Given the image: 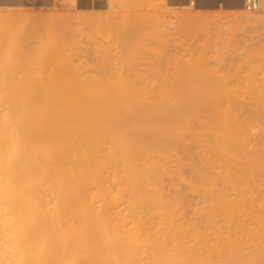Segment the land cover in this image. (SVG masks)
Returning a JSON list of instances; mask_svg holds the SVG:
<instances>
[{"label": "bare ground", "instance_id": "obj_1", "mask_svg": "<svg viewBox=\"0 0 264 264\" xmlns=\"http://www.w3.org/2000/svg\"><path fill=\"white\" fill-rule=\"evenodd\" d=\"M9 1L12 2V0ZM27 1L30 2L29 0ZM113 1L110 0V2H112L113 4L114 3L117 4L118 0L114 2ZM123 1L124 3L126 2V5H123L124 3L122 4L123 6H125L124 8L129 9L130 5H127L129 4L127 3V1L129 0L126 1L120 0L121 3ZM208 1L210 3V0ZM246 1L247 0L229 1L230 2L229 4L233 5L232 6L233 8L240 10V13L238 12V14H236L237 11L235 13L233 12L235 19L233 18L232 13L229 12L231 13L232 20L234 19V21L235 20L239 21L241 23V27L247 26L252 29L261 26V28H264L263 27L264 0H261L262 1L261 7L258 9V10L261 9L260 12H258V10L257 12H249L246 9ZM6 2H8V0H6ZM11 2L9 4H11ZM15 2H17V0ZM18 2L16 4L21 5V3ZM46 2H50V1L47 0ZM72 2H74V0H72ZM110 2L108 3L109 6L111 7L112 4H110ZM130 2L132 3V0ZM162 2L165 1L162 0ZM218 2H220V0H218ZM101 3L99 6L103 4ZM133 3L131 6L134 7L137 5V4L133 5ZM136 3H138V1ZM42 4L45 3L42 2ZM120 4L113 5V8L115 9V6H118ZM143 5L141 4V8H143ZM199 5L197 7H199ZM230 5L228 6L230 7ZM90 6H89V10H91ZM97 7L98 6L96 5L95 7L96 11H98L100 8ZM102 7L103 5L101 6V8ZM183 7L184 6H182V8ZM186 7H190V5L189 6L186 5ZM18 8L20 7L18 6ZM113 8L111 11H115ZM103 9H101V11ZM135 9H137V7ZM89 10L88 13H85L88 14V16L90 14L92 15V10L91 13L89 12ZM182 10L180 12L181 18L179 16L178 19L180 20L183 19L181 21L182 24H184V22H189L188 26L190 25V22L193 24V22L195 21L196 24H194V26L195 25L198 26L196 28V31L199 27L200 28L203 27V26H199L198 23L199 19H200L199 20L200 25L201 24L204 25L205 21L207 24L208 21L210 22L212 20V19L209 20V18H207L208 16L205 18V16H203L204 13L202 14V12L201 14L197 13L198 10L195 11L196 13H194L193 10L196 9H193L191 11L193 13L191 14L190 13L187 14L185 11V15L182 16L181 14H184L182 13ZM205 10L206 9H204V11ZM96 11L93 10L94 18L99 12L98 11L96 13ZM177 11L178 10L176 9V12L175 11L173 12L177 13ZM80 12L81 11H79L78 15H82V16L85 15V14H81ZM94 12L96 13V15L94 14ZM27 13L23 12L24 16ZM63 14L69 15V13H63ZM74 14L75 13H73L72 16ZM100 14L102 15L103 12L99 13V15ZM178 14L177 16H174V18L178 17ZM4 15L7 16L6 13L3 14V16ZM75 15L77 16V14ZM99 15H97L96 17L101 18L103 20L104 17L103 18L99 17ZM116 15L114 16L115 20L117 17ZM222 15H224V13ZM136 16H134V18H136ZM144 16L150 18L149 14H145ZM224 16L226 17V14ZM227 16L230 18V15ZM15 17L16 16H14L13 19H15ZM203 17L204 19L202 20ZM68 18L70 19V17ZM143 18L141 19L143 20ZM31 19L35 20L34 16ZM90 19H92V17ZM111 19L114 20V18ZM81 20L82 19H80L79 21ZM96 20L102 21L100 19H95V23L94 22L93 23L96 26L98 25V27L95 26L96 27L95 31L97 28L101 27V25H104V20H103V24L98 23L99 21L97 22L98 24H96ZM169 20L173 22L174 19L173 20L169 19ZM148 21L150 23V20ZM220 21L221 20L217 22ZM64 22L65 23H63L62 21L61 23L65 25L64 27H67L69 21L67 22V20H64ZM158 22L159 21H157V23ZM226 22L228 24L229 22H231V25L230 26L227 25V28L228 26L229 27L234 26L233 21L227 20ZM20 23L22 22L20 21ZM121 23H123V20L121 22L120 19V24ZM137 23L139 24V22ZM92 24H89V27L90 26L93 27L92 30L90 31L88 30L89 33L94 31V26ZM224 24L220 25L222 26L220 28L219 25L217 26V28L215 26V28L218 29L217 34L219 33L218 34L219 40H221L222 39L221 37L225 35L224 33H227L226 31L228 32L233 31L232 29L235 28L234 26L230 30H227V28L225 27L226 25ZM70 25H68V27L72 28V26ZM84 25L86 24H83V26ZM154 25L156 27L155 29H157V25L156 24ZM179 25L181 24H178V26ZM211 25L214 24H210L208 25V27H210ZM24 26H26V23ZM31 26L34 25L32 24ZM80 26H82V23L80 24ZM83 26L80 29L81 30L80 33H82ZM110 26L113 27L114 25H110ZM148 26H151L152 28V24H149ZM184 26H186V24H184L183 27ZM19 27L21 28V26ZM124 27L125 29L129 28L126 29L127 34L129 35H127L125 31H124L125 33L123 32L124 35L123 33L121 35L120 32L117 33H119L118 35L122 36L123 38L126 35V38L124 39L127 40L126 42L127 45H130L131 47H129L130 49L127 47H121L123 49L120 51L124 53L126 48L127 53L130 52L132 53L131 50L132 46L136 43L133 46L134 48L133 53L135 54L133 53L127 54L126 52L124 53V55L121 54L122 57H124L127 54V56L125 57L130 58L131 60L125 57L124 58L126 59V61L127 60L131 61L132 64V62L135 63L134 61H136L137 59V57L135 59L136 53L138 52L137 54H141V56H143L142 51L144 52L145 50H142V48H140L141 51L139 52L138 50L140 49H138L137 47L136 48L137 51L135 52L136 50L135 46L136 45L140 46L138 45L139 43H141L140 37L138 38L137 35V38L139 39V42L137 43L136 41L137 39L135 38L136 35L134 37L133 36L134 32L130 30V28L133 29V27L127 25H125ZM160 27L163 26H159L158 29ZM208 27L207 26L205 27L204 25V27L201 30L203 31L205 30V28H207L206 29L207 31ZM60 28L62 29V27ZM147 28L149 29V27ZM171 28H174V26ZM186 28L188 29L187 26ZM200 28L198 29V32L200 31V34L198 35L199 38L201 35V38L203 39L204 37H202V35L206 36L207 34L206 33L202 34ZM119 29H120L119 31H121L122 29L121 26H119ZM114 30H117V28ZM136 30L138 33V29ZM153 30L151 31L155 33V31ZM179 30L180 29H178L177 32H180ZM209 30H214V26L213 29H209ZM239 30L240 28L238 29V31ZM34 31L35 33H37L36 31L38 30H32V33ZM71 31L69 32V34H67L66 36L67 38L69 37L72 38V36L74 37L76 35V34L74 35V33L77 32L78 30H76L74 33H72L74 29L72 32ZM159 31H161V28L159 29ZM101 32L102 31L100 30V33ZM38 33L40 34V31ZM70 33L72 35H70ZM80 33L78 34L80 35ZM92 33L94 34V32ZM97 33L95 34L97 35ZM169 33L171 34V32ZM65 34L66 33L64 32L63 35L61 36L65 37L64 36ZM101 34L103 36V34L105 33H101ZM144 34L145 33H143V35ZM215 34L216 33H214L213 37L212 36L211 37L216 40L215 36H217V34L216 35ZM90 35L89 37L94 36V35L91 36ZM179 35L180 34H178V36ZM183 35H184V31H183ZM191 35H193V31ZM40 36L38 37V35L36 34L37 37L36 40H42L41 42H43V40H45V36L44 39H40ZM81 36L83 37V34ZM81 36H77V37H80L81 39ZM148 36L150 35L148 34ZM157 36H160V34ZM171 36L172 35H170V38ZM36 37H34V35L33 37L31 36V38H36ZM101 37L100 40L102 39ZM104 37L105 38L109 37V34L108 36H104ZM122 37H119L121 43L119 41L118 44L120 43L121 45H123V43L126 41V40L124 41ZM133 37L135 38V41L132 39ZM94 38L92 39L95 40ZM150 38L153 37L150 36ZM154 38H156V36H154ZM173 38H174V34H173ZM199 38H195V40L197 41V39L199 40ZM80 39L79 42H81L82 40L84 41L86 40L85 37L84 39L82 38V40ZM106 39L107 41L109 40L108 38ZM147 39H144L143 45L145 44L146 42L145 40ZM71 40L74 39L72 38ZM71 40L68 39V41ZM207 40L211 42V38H208ZM32 41L34 40L32 39ZM74 41H75L74 48H77V51H79V49H81L82 47L78 46V44H77L78 47H75L76 43L78 42H76V40ZM86 41L84 43H86L87 45L88 44L87 42L90 40H88L87 42ZM102 41L103 40H101V42ZM104 41L107 42L105 39ZM129 41L130 42L133 41L134 44L132 43L131 45ZM178 41L179 40H177V42ZM196 41L195 43H198L201 40L198 42ZM203 41L204 39L201 42ZM28 42L27 44H25V46L30 44V42L29 43ZM39 42L40 41H36V45L38 47H39ZM91 42H90V46H91ZM95 42L97 43L96 40ZM105 42H103V44ZM108 42L106 43V45L108 46V44H110L109 45L110 50L107 48V46H106V50L107 52L109 51L110 53H112L111 51L113 44L111 43L113 42H110V40ZM152 42L155 43V40ZM152 42L151 44H153ZM170 42H173L174 44L177 43L172 40H170ZM182 42L185 41L182 40ZM212 42L214 43L216 41L212 40ZM219 42L220 41H218V43ZM185 43H182V45L186 49L187 45H185ZM98 44L100 45V41ZM229 44L226 46H229ZM9 45L11 46L12 44ZM143 45L142 47L144 49L145 45L144 46ZM157 45L159 46V44H156V46ZM194 45L193 44L191 45V47L194 46L193 48H191L193 50L197 46L196 44ZM211 45L213 46V44ZM43 46L44 45H42L41 48ZM156 46H154L155 52L154 50L151 51L147 50L146 48H148V46L147 47L145 46L146 47L145 49L147 50L146 53L148 55L150 54L151 56H153L155 53H157ZM212 46L210 47L213 48ZM100 47L103 50L102 44L100 45ZM118 47L120 48V46ZM163 47L164 45L161 47V49H164ZM175 47L171 46L170 48H168L169 49L168 51L175 50ZM210 47L206 49H209ZM214 47L216 53L218 54L220 53L219 57L224 54V50L223 51L221 50V43L219 45H215ZM90 48H85V49L87 50ZM115 48L118 50L117 47ZM9 49L10 52L8 50V47L5 48L6 52H9L7 53L8 56H5L4 53L3 55L2 54L0 55L2 57L5 56V58L9 57L8 59L10 61L11 59L14 60L13 61L14 64L15 59L17 58L19 59V57H17L15 49H11L10 47ZM85 49H81V51L82 50L85 51ZM93 49L94 48L92 47V50ZM116 49L115 51H117ZM176 49H178V47ZM188 49L189 51L191 50L190 48ZM247 49H249V47H247ZM2 50H0V52ZM28 50H30V48ZM41 50L42 49H40V51L37 52H41ZM106 50H104V54L107 53ZM180 50L182 52L183 49ZM193 50L192 52L193 54H195L194 57L198 56L199 53H201V52L199 53L197 52L196 54L195 52L199 50V47L197 50L196 49L194 51ZM11 51H13L12 56L10 54ZM152 51L154 52V54L151 53ZM172 51L165 53V55L167 56L166 57L167 61H165L166 66L161 65L162 59L161 60L159 59L162 57V55L164 56V53L162 51L161 52L163 54L162 53L159 54L160 53L159 52L158 56H156L158 59L155 58L156 54L154 55V57H152L155 58L154 59L155 65L158 64L159 60L161 61L159 62L160 65L159 64H158L159 66L157 65L158 73L160 66H163L164 68L163 70L166 71L165 67H167V63L169 64L168 59L172 56L173 53ZM183 51H184L183 56H185L186 54L185 50ZM221 51L223 52V54L221 53ZM88 52L86 51V54H88ZM94 52H93V56L96 53ZM20 54H22V52H20ZM24 54L25 53H23V55ZM44 54L42 55L43 57L45 56ZM57 54L59 55V53ZM96 54L95 56L98 58L99 54L98 53ZM113 54H115V52L112 53L111 55L112 59H114ZM31 55L33 56L34 54ZM31 55L27 57L29 58ZM38 55L40 56V53ZM10 56L13 58H15L16 56V58L13 59ZM35 56L36 55H34V57ZM83 56L85 55L82 54L81 56L80 54H78V57H73V58L75 59L79 57L82 58ZM86 56L88 59L91 55H89V57L88 55ZM116 56L118 57L119 55ZM173 56L175 58L173 60L179 58V57H175L177 55L173 54ZM249 56L250 55L248 54V57ZM253 56H255V54ZM144 57L148 59L147 56ZM45 58H43L45 60L42 59L43 61L41 62V60L40 59L38 60L37 57L38 63L41 62L40 65H38L37 61L35 60L36 65L38 67L40 66L38 70H34L32 65L30 66L31 68L29 66L26 67L27 64L25 63V65H23L22 64L23 62L20 61V63L22 64L21 66L25 67L26 68L25 70L28 69L30 71L29 73H24L23 76L21 75L22 77L20 79L19 84L17 85L14 84L17 83L18 81L14 79V77L17 76L16 75L17 69L16 71L14 70L16 68L15 66L17 67L19 66V63L17 65L16 63L17 61H16L15 62L16 64H14L15 66L11 65V68L14 69L10 68L11 71L10 73H8V75H12V74L13 75L9 79L8 75H7L8 78H5L6 73L8 72L5 71L8 64L5 65L6 62L3 61L6 59L2 58L1 60L3 61L0 60L1 64L5 65L2 66V69L6 72L4 73L3 71L4 73L3 78H2V73L0 75V264H264V107H263L264 104H262L264 102V101L262 102V100H264V97L260 94L261 99L262 97L263 99L262 100H260V98L257 99L258 101L259 100L261 101L258 102V104L260 103L262 105L261 106L259 104L261 106L260 109L259 107H254L256 105V104L254 105V103H256L257 101L253 102L252 97H254V93L258 92L256 91V89H255L256 92H254L253 91L254 89H252L253 93L252 92L250 93L249 91H251V89H249L248 87L246 88L245 82L242 83L245 84L244 88L248 90V91L246 89H245L246 91L242 90L241 92L242 95L244 94L245 97L246 96L248 97V94L250 93L252 97H250L251 95L249 94L248 100L252 98L251 101L253 104L251 103V101H248L246 99L247 97L245 98L243 96L246 99V101L249 102V104L247 105L250 106H247L245 102H240L238 106L237 102L241 98L238 97V99H235L237 98V95L239 96V94L237 92L236 95L235 93L236 89L234 85H233L234 86L233 91L236 96L233 95V93H232V97H230L231 95H229V92H231L229 90L230 89L232 90V88H229L232 85V81L230 83L231 79L228 80L229 76L228 75L225 76V74H228V71L226 73L225 70H223V67H221L222 70L224 71V74H220V75H223L224 78L225 77L227 78V79L225 78L224 80L222 76H219L222 77L221 78L222 80H224L222 82L216 80L217 77L216 78L214 76L211 77L212 75H215V73L213 74V70L211 72L210 71L211 68L209 69V67L214 68L215 65L208 67L209 64L208 62H211L212 59L211 61H208L206 63L204 62L205 61L204 59V61L202 62L205 63L207 66L206 65L203 66L204 64H202L200 67V69L202 67H203L202 69L206 67L207 71L209 69V72L211 74L209 73L208 75L210 76L207 75L208 72L205 70L203 71L201 69L202 71L200 70H198L199 72L197 71L198 67L202 63L201 61L199 66L198 65L193 66L195 68L197 67L196 69L194 68L193 69L196 70V72L201 73L200 75L201 77H203V78L200 77L201 79L199 78L200 82L198 86L200 87V83H202V81L203 83L206 82L204 83L206 86L209 85L208 87L203 89L205 85L203 86L202 85L203 83L201 84L202 87L200 88H202L201 90H204L205 92L203 91L198 92L196 86H193L195 88L191 87V85H193L192 83H194L195 81H197L198 83L199 80H196L197 74L194 78L195 80L192 78L194 82L193 81L191 82L190 81L191 79H188L191 77V76L189 77L188 75L190 73V69L192 66L189 64L190 63L188 61L189 57L188 59H186L187 61L185 62H189L186 65V66L189 65L188 66L189 72L188 69H186L188 75L187 73L185 74L186 76L181 75L183 79L180 76H179L180 78L178 79L175 77L177 80L181 79V82L183 83L187 79L186 87L184 85L185 83L184 84L181 83L183 86L180 83H178L181 86V92H180L179 91L180 89L177 85L175 86H177L178 91L170 87L169 89H173L174 91L173 90L167 91L165 86L168 85L172 87V84L171 85L168 84L169 79L166 80L164 78L165 74L168 73V72L165 73V71L163 72L164 77H161L164 79V81L163 79L160 78L161 75L159 76L158 73L156 74L159 76L160 80H162L161 82H163L162 83L163 85L165 82H167L164 85L166 91L165 90L156 91L155 88L154 90L152 89L145 90L146 88H148L146 87L147 83L146 84L144 83L145 84L144 90L140 89L139 88L140 85H136V84L137 83L139 84L138 81L141 80L142 81L140 83L142 84L145 76H143L142 78L140 77L139 80L138 77L139 72L137 73L132 71L134 70L132 68L136 67L137 71L138 69H142L143 64L147 62L148 64L150 63L147 60L145 63L141 61L142 65H140L141 64L139 63L140 61L137 60L139 64L135 63L136 66L134 64L131 65L129 61H127V64L131 66L130 68L126 67L127 66L126 63L124 64V69L125 68L130 69L132 72L131 71L130 72L127 71V72H129L132 76L134 73V76L138 78V81H136L137 83L135 84L137 86V89L135 88V85H133L135 89H131L132 84L135 83V81L132 80L133 83L126 84L125 81L127 83L131 82L127 80H131L132 77L129 73H127V75L125 73V75L129 77V79L125 80L126 78L123 75L124 74L123 69L120 70H122L121 72H123L121 74L123 75L122 79L124 78V80H122L121 83L117 81L118 82L117 84L116 81L113 82L115 79L113 80L111 77L113 83H110L111 85L108 83L107 85L105 83V79L103 80L101 79V77L99 78L98 76L99 74H97L98 70H95L97 68L95 69L93 68L94 64L93 66H87L88 65L87 61L90 58L84 63L82 62L84 61L83 58L82 61L80 60L81 61L80 64H82V66L86 62L87 65L85 64L82 67V70L85 69L86 71H84V73L83 72L79 73L77 72L79 71V69H81V65L78 64L79 62L76 63V66L78 64L79 69L77 67L73 69L74 67H72L71 64L73 62L74 63L77 62L78 59L72 61L70 60L71 58L69 59L68 57V64L72 61L69 64L70 67L63 66L61 68V71L63 72H59L60 74H58L59 68H57L59 66H56L55 68L52 66V69L54 68L56 70H49V67L51 66L50 64H52V62L49 60L48 55H46ZM99 58H102V56ZM107 58H106V62L108 61ZM141 58H139V60H142ZM181 58L183 59L184 57ZM213 58L215 59V57ZM8 59L7 61H9ZM125 59L123 60L122 58L123 60L122 64L126 62ZM170 59H169V61H171L170 65H172L174 61ZM216 60L213 61H215L218 64V67L219 65H222V62L219 64L218 63L219 60L218 61ZM66 61L67 60H63L62 63H66ZM91 61L90 63H92L94 60L92 62ZM155 61H157V63ZM179 61L180 60H178V62ZM178 62L175 61L176 65H174L175 64L174 63L173 66L176 67L175 69L178 68L182 69V66H180L181 62L180 63ZM224 63L226 62H223V64ZM47 64L49 66L48 70L53 71L50 77H48L50 72L45 69L47 68L46 67ZM97 64L99 66V63H96V65ZM152 64L153 63H151L150 65ZM232 64L231 66L228 67L229 72H230V67L232 69L230 74L232 73V71L233 72L236 71V69L232 67ZM245 64L248 63L246 62ZM137 65H140L141 68H139V66ZM86 67H89L90 69L88 68L86 69ZM147 67L150 68V66ZM225 67L227 66H224V69L227 70V68ZM253 67L254 66L250 67V69L246 68L248 73L250 70H254ZM146 69L147 68H145V70ZM168 69L169 67H167V71ZM173 69L174 67L171 68V70ZM215 69L218 68L216 67ZM45 70L47 72L42 74V72H44ZM100 70H102V68H100ZM219 70L221 71V72L219 71L220 73L223 72L221 69ZM37 71L39 72L37 73ZM102 71L104 72V70ZM178 71L184 74L185 69L174 70L173 72L176 73L177 75ZM76 72L79 74H76ZM85 72L89 73V74L87 73V75L89 76L91 75L90 78H88V76L86 77L83 76L84 74H86ZM173 72L171 73L174 74ZM192 72L195 74L194 71ZM203 72H205L206 74ZM256 72L258 71H256V66H255V73L253 71L255 76H257L256 74H258ZM262 72L264 71L262 70ZM135 73L137 74L135 75ZM140 73L141 75H145V73L143 74L142 72ZM160 73L163 74L162 72ZM193 73L192 75H194ZM45 74L48 76L46 77ZM92 74L93 75L97 74L96 76L99 78V81L102 84L99 83L98 78H95L96 76L92 77ZM200 75H198V77ZM205 76H208V78L206 79ZM240 76L241 79L244 78V76L242 78L241 74ZM91 77L94 79V82L91 83L92 85H96L98 83L97 85H101L104 87L102 88L101 86L96 85L93 86V88L91 89L90 88L87 89V85L88 87L90 86V81L88 79L91 80ZM136 77H134V79L137 80ZM11 78L14 81L13 80L11 81ZM71 78H73V80ZM83 78L86 79L84 80ZM168 78H170V76H168ZM204 78L206 79V81L204 80ZM7 80L9 83L7 82ZM66 80L69 82H66ZM74 80L76 81L73 82ZM87 80L88 83L86 82ZM160 80H158V82ZM172 80L170 78V81ZM226 80L229 81L230 85L228 84V82H226ZM246 80L244 78V81ZM259 80L261 81V79ZM119 81H121V79H119ZM151 81L153 82L152 79ZM188 81L191 82V84H188L189 83ZM212 81L213 84L211 83ZM216 81H217L216 83L217 86L219 84L220 85L222 84L221 86L219 85L218 88H221L222 86L226 88V89L224 87L221 88L223 92H221V89L219 91L217 86L216 87L214 86L216 85L214 83ZM70 82L72 83L70 86L71 87L75 86L76 88L75 87L69 88ZM254 82L251 81V83ZM82 83H85L86 88ZM103 83L107 85L106 86L107 88L105 87V85H103ZM114 83L116 87L118 85L117 88H114L115 86V85L113 86ZM151 83H149V85ZM224 83H227L225 84L227 86H225ZM124 84L129 86L131 85V88H126V86L123 87ZM187 84L190 87L187 86ZM263 84L262 85L260 84L261 87L263 86ZM82 85L83 88L81 87ZM111 86L113 87L111 88ZM253 86L255 87V85ZM122 87L123 89H120ZM187 87H189V90L186 89ZM210 87L212 89H210ZM214 87L218 89L217 90L218 92H216ZM138 88L140 90H138ZM209 89L210 91L211 90L212 91L208 92ZM224 91L225 92L227 91L228 93L227 92L225 93ZM243 91L246 93V95ZM257 94L259 95V93ZM226 95L228 96L227 100H226ZM260 95L257 96V98L260 97ZM228 98L229 99L231 98L232 101L230 100L228 102L229 100ZM225 100L227 102H225ZM233 101L236 104L232 103ZM240 101H243V98ZM243 103L245 104V106L243 105ZM247 107L248 108L252 107L255 110L251 108L252 111H250L251 109L249 108L248 110Z\"/></svg>", "mask_w": 264, "mask_h": 264}, {"label": "rangeland", "instance_id": "obj_2", "mask_svg": "<svg viewBox=\"0 0 264 264\" xmlns=\"http://www.w3.org/2000/svg\"><path fill=\"white\" fill-rule=\"evenodd\" d=\"M113 1V0H112ZM114 1H117V0H114ZM113 1V2H114ZM119 2H120V0H118ZM117 1V4H120L119 2ZM126 1V0H125ZM131 0H129V1H127V3H129V4H127V5H130V8H132V9H125L124 7L125 6H123V5H126V2L124 3V1L120 4V5H118V6H115V9L113 8V5H117V4H113L112 2H110V0H84V2L85 3H87L85 6H82V5H80V0H74V2H72V0H60V5L57 7H54V8H51V9H48L47 10V8L46 9H40V10H35V9H26V10H24L23 12L24 13H27L28 11V13L27 14H25V16H24V14H23V12H22V10H12V9H0L1 11H0V50H2V48H3V52L1 51L0 52V54H2L3 55V53H4V55L5 56H8V54L7 53H9L10 52V49H9V47L11 48V49H15V52H16V55H17V57H19V59L17 58V59H15L16 58V56H15V58H13V57H11L12 56V54H13V51H11V58H13V59H15V62L17 63V65H18V63H19V66L17 67V66H15L14 64H16L15 62H14V64H13V61L14 60H12L11 58V61L8 59L9 57H6L5 58V56H1L0 55V58L2 57L3 59H6V60H1V61H3V62H6V64L5 65H7V67H6V72L2 69V66H5V65H3V64H1V61H0V75H1V73H2V78H3V76H4V73H6V77L5 78H8L7 77V75H8V73H10V71H11V69H14V68H11V65H14L16 68H15V70L14 71H16V69H17V73H16V75L17 76H15L14 77V79H16V80H18L17 81V83H14L15 85H17V84H19V82H20V79H21V77L23 76V74L24 73H29V71L30 70H25L26 68L25 67H23V66H21L22 64L23 65H25V63L27 64L26 65V67L27 66H31L32 65V67L34 68V70H38V68L40 67H38L37 65H36V61H37V63H38V60L40 59L41 60V62L43 61V60H45L46 58H45V56L46 55H48L49 56V60L52 62V64H50L51 66L49 67L48 66V64H47V68H45L47 71H49V70H56V69H54L56 66H59V67H57V68H59V71H58V74H60L59 72H63V71H61V68L63 67V66H66V67H68L69 66V64L72 62V61H74V60H77V62H73V63H71L72 64V67H74L73 69H75L76 67L79 69V66H78V64H80V62L82 61V58L84 59V61H82L83 63L85 62V61H87L89 58V60L91 61L92 59L94 60H92L91 62L92 63H90V61L88 60L87 62H88V65L87 66H93V64H94V66H93V68L95 69V68H97V69H95V70H98L97 71V74H99L98 76H99V78L101 77V79H105V83L108 85V83L110 84V83H113V82H115L116 81V83L118 84V82H122V80H124V78L122 79V77H123V75L125 76V80H127V79H129V77H127L126 75H127V73H129L131 70L130 69H127V68H125L124 69V64L126 63L127 64V61H129V60H131L130 58H127V57H125V56H127V54H130L131 52H130V50H129V52L130 53H127L126 51V48H125V52L127 53L124 57L125 58H127V59H129V60H127L126 61V59L124 58V57H122V55H124V53L122 52V51H120V50H122L123 48H121V47H127V48H129V47H131L130 45H127V40L126 39H124V38H126V35H125V37L123 38L122 36H120V35H118L119 33H117V32H120L121 33V35H122V33L125 31L126 32V34H127V31H126V29H129V28H126L125 29V25H127V26H130V27H133V29L132 28H130V30L131 31H133L134 33H133V36L135 37V35H136V41H137V43L139 42V37H140V42L142 43H139L138 45H140V46H135V49L138 47V49H140V48H142V50H145L144 52L142 51V54H143V56H141V54H137L136 53V55H135V59H136V57H137V59H136V61H134L135 63H138V61H140L139 63H141L140 65H142V62L141 61H143V63H145L146 62V60L147 61H149L150 63L148 64V62L147 63H145V64H143L142 65V69H138V71H137V69H136V67L134 68L133 66L135 65L136 66V64L135 63H133L132 62V64H134L132 67V69H134V70H132V71H134V72H139V75H138V77H139V80H140V77L142 78L143 76H145L144 77V79H143V82H142V84L140 83L141 81H138V78L136 77V76H134V73H133V76L131 75V80H127V81H131V82H129V83H127L126 81H125V83L126 84H130V83H133V81H135V83H133L132 84V88H131V85L129 86V85H125L124 84V86L123 87H125L126 86V88H131V89H137V86L136 85H140L139 86V88L140 89H145V87H144V85L146 84V87H148V88H146L145 90H154V88H155V90L157 91H161V90H165V87H166V89H167V91H169V90H177L178 91V89H177V86L179 87V91L181 92V86L178 84V83H182V84H184L185 85V87H186V81H187V79H186V81H184V83L183 82H181V79H179V80H177L178 78H182L183 79V75L184 76H186L185 74L187 73V75H188V72H189V69H188V66H186L189 62V64L192 66L191 67V69H190V73H189V77L190 78H188V79H191L190 81L192 82H194V78H195V76H196V74H197V76H196V80H199V78L201 77V73H198L199 71L198 70H200V71H207L206 70V67H204V69H200V67H201V65L202 64H204L203 66H205L206 64V62H208V61H211V59H212V61L211 62H208L209 64H208V67L209 66H214L215 65V67L213 68V67H209V69H210V71L212 72V70H213V74L215 73V75H212L211 77H217V79L216 80H218L219 82H222V81H224L225 80V78H224V76L223 75H220V74H224V71L223 70H225V72L227 73V71H228V74H225V76L226 75H228L229 76V78H228V80L229 79H231L230 80V83H231V81H232V85H231V87H229V88H232V90L230 89L229 91H231V92H229V95H231L230 97H232V93H233V95H235V93H236V95H237V92H238V94H239V96L237 95V98H235V99H238V97L239 98H243V101H240L241 99H239L238 100V102H237V105L240 103V102H245V104L247 105V104H249V102H247L246 101V99L248 100V97H249V94L252 92V89H254L253 91L254 92H256V91H258L257 93H259V95L261 94L263 97H264V72H262V70L264 71V66H263V64H264V28H261V26H258L257 28H250V27H241V23L239 22V21H234V13L236 12V14H238V12L240 13V10L238 11L237 9H235V10H232V11H223V10H221V11H219V12H221V13H219V12H203V11H201V10H199V8L197 7V2H196V0H191L192 1V3H191V1L189 0H185V4H181L180 6H175V5H173V4H171V2H170V0H164L165 2H162V0H132V3H133V1H134V3H133V5H135V4H137L136 6H134L135 8L137 7V9H135L133 6H131L132 5V3L130 2ZM138 1V3H136ZM76 2V3H75ZM103 4H102V3ZM108 2H110V4H112L111 5V7L117 12V15H116V12L115 11H111L112 10V8L109 6V3ZM144 2V3H143ZM187 2V3H186ZM100 3L103 5V7L101 8V6H99L100 5ZM124 3V4H123ZM131 3V4H130ZM91 6H90V5ZM123 4V5H122ZM141 4L143 5V8H141ZM157 4V5H156ZM194 4V5H193ZM96 5L98 6L97 8H99V12L98 11H96ZM122 5V6H121ZM146 5V6H145ZM158 5H160V6H158ZM186 5L187 6H189L190 5V7H186ZM89 6H90V9L92 10V15L90 14L89 16H88V14H85V13H88V10H89ZM105 6V7H104ZM152 6V7H151ZM182 6H184L183 8H182ZM93 7V8H92ZM126 7H129V6H126ZM147 7V8H146ZM103 8H105V9H103ZM138 8H140V9H138ZM185 8H188V9H185ZM76 9V10H75ZM101 9H103L102 11H101ZM122 9V10H121ZM176 9L178 10L177 11V13H174L173 11H175L176 12ZM182 10V13H184V14H181L182 16L183 15H185V11H186V13L188 14V13H193V12H191L193 9H196V10H193L194 11V13H196L195 11H197V13H200L201 14V12H202V14L204 13V15L203 16H205V18L207 17V18H209V20H211L209 23L207 22V24H206V21H205V27L207 26L208 27V25H210V24H214V25H211L210 27H208V30L206 31V29L207 28H205V30H201L203 27H204V25L203 24H201L200 25V22H199V20H198V23H199V26H203L202 28H200V30H201V32H202V34L203 33H206L207 35L206 36H208V37H206V36H203L202 35V37H204L203 39H204V41L203 42H201L203 39L201 38V35H200V38H199V35L198 34H200V31L198 32V29H197V31H196V28L198 27V26H194V24H196V22L194 23L193 22V24L190 22V25L188 26V23L189 22H184V24H186V26L188 27V29L186 28V26H184L183 27V25L184 24H182V20L183 19H178L179 18V16H180V12H181V10ZM8 10V11H7ZM31 10V11H30ZM45 10V11H44ZM68 10H70V11H68ZM73 10V11H72ZM78 10V11H77ZM91 10H89V12L91 13ZM93 10L94 11H96V13L98 12V14L97 15H99V13H101V12H103V14H104V16H103V14L100 16L99 15V17H104V25H101V27H99V28H97L96 29V31H95V28L96 27H98V25L96 26V25H94V23H95V19H100V20H102L101 18H97L96 16V13L94 12V14L96 15L95 16V18L93 17L94 15H93ZM105 10V11H104ZM110 10V11H109ZM158 10V11H157ZM3 11V12H2ZM6 11V12H5ZM79 11H81L80 13L81 14H85V15H78L79 14ZM85 11V12H84ZM137 11V12H136ZM146 11V12H145ZM165 11V12H164ZM169 11H171V12H169ZM190 11V12H189ZM261 11V9L260 10H258V12H260ZM15 12V13H14ZM17 12V13H16ZM34 12V13H33ZM44 13V14H42V13ZM72 12V13H71ZM77 12V13H76ZM83 12V13H82ZM148 12V13H147ZM229 12H231L232 13V16H233V20H232V16H231V13H229ZM234 12V13H233ZM249 12H251V11H249ZM255 12H257V11H255ZM6 13V15L8 16H3V14H5ZM9 15H8V14ZM18 13H20V14H18ZM30 13V14H29ZM41 13V14H40ZM63 13H69V15L68 14H63ZM73 13H75V14H77V16L74 14L73 16H72V14ZM112 13H114V14H112ZM124 15H123V14ZM138 13V14H137ZM165 13V14H164ZM179 13V14H178ZM206 13V14H205ZM209 13V14H208ZM224 13V15L226 14V17L224 16V15H222ZM227 13H229V14H227ZM33 14V15H32ZM38 14V15H37ZM45 14H46V17H45ZM50 14V15H49ZM120 14H122V15H120ZM126 14V15H125ZM140 14V15H139ZM145 14H149V16H150V18L148 19L147 18V16H144ZM174 14V15H173ZM177 14H178V17H175L174 18V16H177ZM2 15V16H1ZM16 16L15 17V19H13L14 18V16ZM29 15V16H28ZM112 15H113V17H112ZM117 16L116 17V20H115V17L114 16ZM138 17H137V16ZM141 15H142V17H141ZM155 15H156V17H155ZM219 15V16H218ZM227 15H230V18L227 16ZM34 16V19L35 20H33V19H31L32 17ZM64 16H66V17H64ZM76 16V17H75ZM78 16H80V17H78ZM85 16V17H84ZM111 17V18H114V20L113 19H111V18H109V17ZM120 16V17H119ZM127 16H129V17H127ZM134 16H136V18H134ZM140 16V17H139ZM211 18H210V17ZM9 17H10V20H12V21H10L9 20ZM68 17H70V19L68 18ZM73 17V18H72ZM75 17V18H74ZM92 17V19H90ZM123 17H124V19H123ZM145 18V21L147 22H145L144 21V18ZM169 17V18H168ZM216 17H217V19H216ZM7 18V19H6ZM17 18V19H16ZM23 18V19H22ZM39 18V19H38ZM79 18V19H78ZM87 18V19H86ZM108 18H109V20H108ZM121 19V22H122V20H123V23H121L120 24V19ZM131 18V19H130ZM139 18V19H138ZM141 18H143V20L141 19ZM180 18H181V16H180ZM220 18V19H219ZM23 23H20V21ZM69 19V20H68ZM77 19V20H76ZM80 19H82L81 21H79ZM88 19H89V21H88ZM94 19V20H93ZM136 19H138V20H136ZM152 19V20H151ZM168 19V20H167ZM169 19H171V20H173V22L172 21H170ZM204 19V17L202 18V20ZM213 19H214V21H213ZM37 20H39V21H37ZM42 22H41V21ZM64 20H67V22H68V25H70V26H72V28H69L68 27V25H67V23H66V25H67V27L69 28H67V27H64L65 25L63 24V23H65L64 22ZM74 20V21H73ZM92 20V21H91ZM103 20L102 21H99V20H96V24H98V23H100V24H103ZM110 20H111V22H110ZM148 20H150V23H149V21ZM154 20V21H153ZM176 20V21H175ZM177 20H180V21H177ZM219 21V20H221L220 22H217V21ZM233 21L234 22V26H235V28H233L232 30L233 31H226L227 33H224L225 35H223V37H221L220 39L221 40H219L218 39V34H217V32H218V29H216L217 28V26L219 25V28L220 27H222V26H220V25H223L224 23V25H226L225 27L227 28V25H231V22H229V24L226 22V21ZM8 21V22H7ZM13 21H15V22H13ZM17 21V22H16ZM63 21V23H61ZM77 21V22H76ZM99 21V22H98ZM113 21H114V23H113ZM127 21H129V22H127ZM157 21H159L158 23H157ZM74 22V23H73ZM88 22V23H87ZM94 22V23H93ZM98 22V23H97ZM102 22V23H101ZM126 22H127V24H126ZM137 22H139V24L137 23V25H136V23ZM176 22H178V23H176ZM232 22V23H233ZM239 22V23H238ZM14 23V24H13ZM25 23H26V26H24L25 25ZM32 25H34V26H31L30 24ZM40 23H41V25H40ZM70 23V24H69ZM78 25H77V24ZM82 23V26H83V24H86V25H84L83 26V29L85 30H83L82 29V33H80L81 32V27L82 26H80V24ZM93 23V24H92ZM130 23V24H129ZM135 23V24H134ZM147 26V27H149V29L144 25V24ZM152 24V28H151V26H148L149 24ZM202 23V22H201ZM203 23H204V21H203ZM217 24V26H216V24ZM220 23V24H219ZM223 23V24H222ZM49 24V25H48ZM63 24V25H62ZM89 24H92L93 26H94V31H92V32H94V34L95 33H97V35L95 36L92 32H90L91 33V35H94V36H91L90 35V33H89V31L90 30H92L93 29V27L92 26H90L89 27ZM100 24H99V26H100ZM106 24H107V26H106ZM117 24H119V25H117ZM142 24H143V27H145V28H143L142 27ZM154 24H156L157 25V29H158V27L159 26H163V27H160L161 28V31H159V29H158V32H157V29H155L156 27H155V25ZM161 24V25H160ZM178 24H181V25H179L178 26ZM46 25V26H45ZM110 25H114L113 27L112 26H110ZM134 25V26H133ZM136 25V26H135ZM153 25H154V27H153ZM159 25V26H158ZM192 25V26H191ZM233 25V24H232ZM13 26H15V27H13ZM19 26H21V28L19 27ZM29 26V27H28ZM41 26V27H40ZM42 26H43V28H42ZM49 26V27H48ZM59 26V27H58ZM87 26H88V28H87ZM96 26V27H95ZM110 26V27H109ZM119 26H121V31H119L120 29H119ZM138 26V27H137ZM164 26H165V28H164ZM174 26V28H171V27H173ZM213 26H214V30H209V29H213ZM215 26H216V28H215ZM228 26V28H227V30H230L232 27H234V26H231V27H229ZM16 27H18V28H16ZM26 27V28H25ZM34 27H35V29H34ZM58 27V28H57ZM60 27H62V29L60 28ZM64 27V28H63ZM104 27V28H103ZM138 29V33H137V30L135 29ZM167 27V28H166ZM178 27V28H177ZM190 27V28H189ZM260 27V28H259ZM264 27V26H263ZM29 30H28V29ZM41 28H42V30H41ZM60 28V29H59ZM77 28V29H76ZM87 29V31H86V29ZM117 28V30H114V29H116ZM153 28H154V30H153ZM194 28H195V30H194ZM240 28V30L238 31V29ZM19 29H20V31H19ZM27 29V30H26ZM50 29V30H49ZM73 31V29H74V31L72 32L71 30ZM102 31L101 33H105V34H103V36H102V34L100 33V30ZM107 29H108V31H107ZM146 31H145V30ZM148 29V30H147ZM178 29H180L179 31L181 32H177V30ZM185 29V30H184ZM186 29H187V31H186ZM191 29V30H190ZM23 32H22V31ZM32 30H38V31H36L37 33H35V31L33 32V33H35V34H33L32 33ZM62 30L63 31V33L65 32L66 34L64 35L65 37H63V36H61V35H63V33H62V31L60 32V31ZM65 30V31H64ZM67 30H68V33H67ZM76 30H78L77 32H75ZM89 30V31H88ZM112 30H114V31H112ZM140 30H141V32H140ZM151 30H153V31H155V33L154 32H152ZM216 30V31H215ZM237 30V31H236ZM40 31V34H41V36H40V34L38 33ZM72 32V33H74V35L76 34L77 36H81L82 34H83V37L81 36V39H80V37H77L76 35L73 37L72 36V38L74 39V40H76V42H78V43H76V45H75V47H78V46H80V47H82L81 49H85V48H90V49H85V51H81V49H79V51H77V48H74V44H75V41L74 40H71L72 38H70L69 36V38H67L66 36H67V34H69V32ZM83 31H84V33H83ZM131 31H129V32H131ZM183 31H184V35H183ZM192 31H193V35H191L192 34ZM206 31V32H205ZM210 31H211V33H210ZM3 32V33H2ZM22 34H21V33ZM42 32H43V34H42ZM107 32H109V33H107ZM124 32V33H125ZM169 32H171V34L169 33ZM175 32V33H174ZM186 32V33H185ZM195 32V33H194ZM209 33V35H208V33ZM219 32H220V29H219ZM18 33H20V34H18ZM62 33V34H61ZM78 33H80V35L78 34ZM100 33V34H99ZM106 33H107V35H106ZM112 33H113V35H114V38H113V35H112ZM124 33H123V35H124ZM143 33H145L146 34V36H145V34L143 35ZM167 33V34H166ZM180 34L179 36H178V34ZM214 33H216L217 34V36H215V38H216V40L214 39V38H212L213 37V35H214ZM235 33V34H234ZM26 34H29V35H26ZM31 34V35H30ZM36 34L38 35V37L40 36V39H44V36H45V40H43V42H41L42 40H36L37 39V37H36ZM108 34H109V37H106V38H108L109 40H110V42H113V43H111V44H113V46H112V53H114L115 52V54H113L114 55V59H112V53H110L109 51L107 52V50H106V43L109 41H107V39L104 37V36H108ZM111 34V35H110ZM139 34H141V35H139ZM148 34L151 36V37H153V38H150V36H148ZM154 34V35H153ZM160 34V36H157V35H159ZM164 34V35H163ZM172 35L171 36V38H170V35ZM173 34H174V38H173ZM177 34V35H176ZM215 34V35H216ZM3 35V36H2ZM33 35H34V37H36V38H31V36L33 37ZM58 35V36H57ZM70 35H72L71 33H70ZM89 35L92 37V38H94V37H96V38H94L96 41H97V43L95 42V40H93L91 37H89ZM118 35V36H117ZM127 35H129V34H127ZM131 35V34H130ZM137 35H138V38H137ZM163 35V36H162ZM166 35V36H165ZM187 35V36H186ZM188 35H189V37H188ZM191 35V36H190ZM2 36V37H1ZM31 39V41H30V39L28 38V37ZM102 36V37H101ZM118 37V39H117V37ZM147 36H148V39H150V40H148L147 39ZM154 36H156V38H154ZM180 36H182V37H180ZM193 36V37H192ZM212 36V37H211ZM6 37V38H5ZM42 37V38H41ZM75 37H77V38H75ZM84 37H85V39L87 40H90V41H86L88 44L86 45V43H84L85 41L84 40H82V38L84 39ZM100 37L102 38L101 40H103L102 42H101V40H100ZM104 37V38H103ZM116 37V38H115ZM119 37H122L123 38V40L125 41L124 43H123V45H121L120 43H121V41L119 40ZM127 37H129V36H127ZM132 38L134 41H135V38ZM157 37H159V38H157ZM169 37V38H168ZM199 38V40L197 39V41L195 40V38ZM27 38H28V41L30 42V44H35L36 45V41H40L39 42V47L36 45H27V46H25V44H27ZM99 38V39H98ZM112 38V39H111ZM182 38V39H181ZM206 38V39H205ZM208 38H211V42L209 41V40H207ZM3 39H5V40H3ZM7 39V40H6ZM25 39V40H24ZM32 39L34 40V41H32ZM39 39V38H38ZM68 39L69 40H71V41H68ZM78 39V40H77ZM79 39L80 40H82L81 42H79ZM104 39L107 41V42H105L104 41ZM118 41H117V40ZM144 39H147V40H145L146 42H145V46L147 47L148 46V48H146L144 45H143V43H144ZM153 39V40H152ZM166 39V40H165ZM174 39V40H173ZM181 40L180 42L178 41L177 42V40ZM189 39V40H188ZM2 40V41H1ZM59 40V41H58ZM122 40V41H123ZM143 40V41H142ZM154 41L155 40V43L156 44H159V46H160V49H161V47L164 45V49H159V46L157 45L156 46V44L155 43H153L152 41ZM170 40H172V41H174V42H177V43H173V42H170ZM182 40H184L185 42H182ZM194 40V41H193ZM201 40V41H200ZM212 40H214V41H216L217 43H218V41H220L218 44L216 43V42H212ZM218 40V41H217ZM6 41V42H5ZM45 41V42H44ZM74 41V42H73ZM91 41H93V42H91ZM99 41H100V45L102 44V47H103V50H102V48L100 47V45L98 44L99 43ZM120 41V45L118 44V42ZM158 41H160V42H158ZM169 41V42H168ZM195 41L196 42H198V41H200V42H198V43H195ZM3 42V43H2ZM28 42V43H29ZM59 42H61V43H59ZM73 42V43H72ZM90 42H91V46H90ZM103 42H105L104 44H103ZM130 42V41H129ZM150 42V43H149ZM151 42L153 43V44H151ZM158 42V43H157ZM187 42H188V44H187ZM192 42V43H191ZM194 42V43H193ZM209 42V43H208ZM44 43V44H43ZM109 43V42H108ZM131 43V45H132V43H133V41L132 42H130ZM129 43V44H130ZM167 43V44H166ZM181 43V44H180ZM182 43H185V45H187V47H186V49L184 48V46L182 45ZM221 43V50L223 51L224 50V54H223V52L221 51V53L223 54V55H221L220 57H219V54L218 53H216V50H215V45H219ZM231 45H230V44ZM1 44H3V45H1ZM6 44V45H5ZM9 44H12L11 46L9 45ZM58 44H59V46H58ZM77 44H78V46H77ZM83 44H85V45H83ZM134 44V43H133ZM136 44V43H135ZM134 44V45H135ZM147 44V45H146ZM163 44V45H162ZM170 44V45H169ZM171 44H173V45H171ZM194 45V44H196L197 46L195 47V49L197 50L198 49V47H199V50L198 51H195L196 52V54H197V52L199 53V52H201V53H199V55L198 56H195L194 57V55L195 54H193V52H192V50L193 49H191V48H193V47H191V45ZM205 46H204V45ZM211 44H213V46L211 45ZM229 44V46H226V45H228ZM42 45H44L42 48H41V46ZM63 45V46H62ZM96 45V46H95ZM109 45L110 44H108V46H107V48L110 50V47H109ZM124 45H127V46H124ZM133 45V46H134ZM142 45L144 46V49H143V47H142ZM168 45V46H167ZM180 45H182V46H180ZM5 46V47H4ZM31 46V47H30ZM33 46V47H32ZM55 46V47H54ZM65 46V47H64ZM118 46H120V48L118 47ZM133 46H132V53H133ZM154 46H156V50H157V53H155L154 54V52H155V47ZM166 46V47H165ZM172 46V47H175V46H177L178 47V49H176L177 47H175V50H170V51H172L173 53H172V56L169 58L170 60H173V59H175L174 58V56H173V54L174 55H177V56H175V57H179V58H181V57H184L183 59H185V60H183L182 58L181 59H179V58H176V60H173L174 61V63H175V61L176 62H178V60H180L178 63H180L181 62V65L180 66H182V69H175L176 67L175 66H173V64L172 65H170V63H171V61H169V59H168V62H169V64L167 63V67H169V69H168V71H167V67H165V69H166V71L165 70H163L164 68H163V66H160V68H159V73H158V66L160 65L159 64V62H161V65H165L166 66V63H165V61H167V56L165 55V53H168V52H170V51H168L169 49L168 48H170V47ZM203 46V47H202ZM210 46H212L213 48H211ZM249 47V49H247V47ZM8 47V50H9V52H6V50H5V48H7ZM92 47L94 48L93 50H92ZM99 47V48H98ZM105 47V48H104ZM115 47H117L118 48V50L121 52H119ZM150 47V48H149ZM152 47V48H151ZM154 47V48H153ZM208 47H210L209 49H206V48H208ZM27 48V49H26ZM30 48V50H28ZM42 49L43 50V52H42V50H41V52H37V51H40V49ZM67 48V49H66ZM69 48V49H68ZM95 48H96V50H95ZM147 50H154V52L152 51L151 53H153L154 55H155V58L156 59H158L156 56H158V53L159 54H161L162 52L164 53V56L162 55V57H161V55H160V57L161 58H159L160 60H159V62H158V64H156L155 65V63H154V59L155 58H152V57H154V55L153 56H151L150 54L148 55L147 53H146V49ZM183 49V50H185V56H183L184 55V51L182 50V52H181V50L180 49ZM188 48H190L191 50L189 51V49ZM201 48H202V50H201ZM245 48V49H244ZM66 49V50H65ZM74 49H76V50H74ZM114 49V50H113ZM115 49L118 51H115ZM130 49V48H129ZM173 49V48H172ZM194 49V50H195ZM211 49H213V50H211ZM7 50V51H8ZM33 52H32V51ZM68 50V51H67ZM94 52V50H95V52L96 53H98L99 54V56H98V58L95 56V54H94V56H93V52ZM97 50H99V51H97ZM104 50H106V54H104ZM164 50V51H163ZM193 50V51H194ZM201 50V51H200ZM209 50V51H208ZM214 50H215V53H214ZM247 50V51H246ZM248 50H249V52H251V53H249L248 52ZM251 50H253V51H251ZM26 51H27V53H26ZM29 51H31V52H29ZM70 51H72V52H70ZM86 51L88 52V54H86ZM137 51V49L135 50V52ZM139 52L141 51V49L140 50H138ZM162 51V52H161ZM179 51V52H178ZM186 51H188V52H186ZM203 51V52H202ZM205 51V52H204ZM212 51V52H211ZM5 52H6V54H5ZM20 52H22V54H20ZM36 52V53H35ZM79 52V53H78ZM84 54L85 56H83L82 58H73V57H78V54H80L81 56H82V54ZM84 52V53H83ZM101 52V53H100ZM176 52V53H175ZM177 52H178V54H177ZM192 52V53H191ZM207 52V53H206ZM209 52V53H208ZM210 52H211V54H210ZM23 53H25L24 55H23ZM40 53V56L38 55V54ZM45 53V54H44ZM47 53V54H46ZM57 53H59V55L57 54ZM66 53V54H65ZM78 53V54H77ZM131 53V54H132ZM145 53V54H144ZM162 53V54H163ZM180 53V54H179ZM189 53H191V54H189ZM243 53H245V54H243ZM9 54V55H10ZM31 54H34V55H36L35 57H34V55L32 56ZM45 55L44 57L42 56V55ZM62 54V55H61ZM73 54H75V55H73ZM101 54V55H100ZM122 54V55H121ZM133 54H135V53H133ZM171 54V53H170ZM201 54V55H200ZM248 54L251 56V58H250V56L248 57ZM255 54V56H253ZM257 54V55H256ZM14 55H15V53H14ZM29 55H31L29 58L27 57V56H29ZM73 55V56H72ZM77 55V56H76ZM86 55H88V57H89V55H91L88 59H87V56ZM97 55V54H96ZM106 56V57H104V56ZM116 55H119L118 57L116 56ZM139 55V56H138ZM181 55V56H180ZM193 55V56H192ZM218 57V59H217V57ZM244 55V56H243ZM57 56V57H56ZM102 56V58H99V57H101ZM121 56V57H120ZM134 56V55H133ZM144 56H147L148 57V59L147 58H145ZM150 56V57H149ZM191 56V57H190ZM37 57H38V60H37ZM68 57H69V59L70 60H72L71 62H70V60H69V64H68ZM96 58L97 59V62H96V59H94V58ZM108 57V58H107ZM130 57V56H129ZM142 57V58H141ZM164 57V58H163ZM186 57V58H185ZM188 57H189V59H188ZM193 57H194V59H196V60H194L193 59ZM199 57H200V59H199ZM210 57V58H209ZM213 57H215V59L213 58ZM247 57V58H246ZM43 58H45V59H43ZM58 58V59H57ZM105 58V59H104ZM106 58H107V62H106ZM116 58H118V59H116ZM122 58H123V60L125 59V61L126 62H124L123 64H122ZM134 58V57H133ZM132 58V59H133ZM139 58H141L142 60H139ZM143 58H145V59H143ZM166 58V59H165ZM192 59V61H191V59ZM202 58V59H201ZM207 58V59H206ZM7 59L9 60V61H7ZM43 59V60H42ZM48 59V58H47ZM112 61H111V60ZM134 59V60H135ZM150 59H151V61H150ZM186 59H188V61L189 62H185V61H187ZM204 59H205V61H204ZM217 59V60H216ZM262 59V60H261ZM36 60V61H35ZM63 60H67L66 61V63H62V61ZM81 60V61H80ZM138 60V61H137ZM182 60V61H181ZM207 60V61H206ZM213 60H216V61H218V63L220 64L221 62H222V65H224V66H227V67H225V68H227V70L226 69H224V66H222V65H219V67H218V64L215 62V61H213ZM246 60V61H245ZM250 60V61H249ZM20 61L21 62H23L22 64L20 63ZM60 61V62H59ZM117 61H119V62H117V64H116V62ZM133 61V60H132ZM193 61H195V62H193ZM200 61L202 62V61H204L205 63H201L200 64ZM10 62H11V64H10ZM33 62H35V63H33ZM40 62V61H39ZM41 62L40 63H38V65H40L41 64ZM50 62V63H51ZM57 62V63H56ZM65 62V61H64ZM79 62V63H78ZM156 63H157V61H155ZM182 62H183V65H182ZM186 64H185V63ZM191 62H193V63H191ZM223 62H226V63H224L223 64ZM248 63L249 64V67H248V64H245V63ZM251 62V63H250ZM76 63H78L77 64V66H76ZM96 63H99V66H98V64L96 65ZM113 63V64H112ZM121 63V64H120ZM129 63L131 64V61H129ZM138 63V64H139ZM151 63H153L152 65H150ZM163 63V64H162ZM196 63H198V64H196ZM232 63H234V64H232ZM85 64H83V66L85 65ZM131 64V65H132ZM146 64H148V65H146ZM193 64V65H192ZM199 64H200V66H199ZM229 64V65H228ZM231 64H232V67H234L235 69H236V71H232V75L230 74V72H231V67H230V72H229V69H228V67L229 66H231ZM81 65V69H79V71H77V72H83L84 73V71H86L84 68V70H82V64H80ZM111 65H112V67H111ZM119 65V66H118ZM122 65V66H121ZM140 65H137V66H139V68H141L140 67ZM145 65V66H144ZM154 65V66H153ZM158 65V66H157ZM169 65V66H168ZM174 65H176V63L174 64ZM199 66L198 67V69H197V71L198 72H196V70H194V69H196L195 67H193V66ZM234 65V66H233ZM247 65V66H246ZM52 66L54 67L53 69H52ZM97 66V67H96ZM114 66V67H113ZM118 66V67H117ZM147 66H150V68L149 67H147ZM171 66H173L174 67V69L173 70H171V68H173V67H171ZM187 68H186V67ZM207 66V65H206ZM245 66H246V68L248 69H250V67H252V66H254L253 68H254V70H250L249 71V73H248V71L246 70V68H245ZM255 66H256V71H258V72H256V73H258V74H256L257 76H255ZM262 66V67H261ZM48 67H49V70H48ZM70 67V66H69ZM71 67V68H72ZM102 68V70H104V72L102 71V70H100V68ZM126 67H131V66H129V64H127V66ZM147 68L146 70H145V68ZM161 67H162V69H161ZM184 67V68H183ZM207 67V68H208ZM218 68V69H215V68ZM221 67H223V70H222V68ZM4 68V67H3ZM11 68V69H10ZM31 68V67H30ZM32 68V69H33ZM90 69L89 67H86V69ZM114 68V69H113ZM194 68V69H193ZM213 68V69H212ZM257 68H258V70H257ZM263 68V69H262ZM92 69V68H91ZM111 70L112 71V73H111V71H109V70ZM120 69H123V72H124V74L122 75L121 73H123V72H121L122 70H120ZM155 69H157V70H155ZM185 69V72H184V74H182V72H180V71H178V72H180V73H178L177 72V75H176V73H174L173 71L174 70H184ZM186 69H188V72H187V70ZM209 69H208V73H207V75L210 73L209 72ZM219 69H221L223 72L222 73H220L221 71L219 70ZM235 69H233V70H235ZM262 69V70H261ZM44 71V72H42V74L43 73H46L47 71ZM81 70V71H80ZM120 70V71H119ZM141 70H143V71H141ZM145 70V71H144ZM163 70V71H162ZM246 70V71H245ZM3 71H4V73H3ZM14 71H12V72H14ZM92 71V70H91ZM94 71V70H93ZM100 71H101V73H100ZM126 71V72H125ZM127 71H129V72H127ZM131 71V72H132ZM150 71V72H149ZM154 71V72H153ZM165 71V73L166 72H168L169 74L171 73V72H173L174 74H168V73H166L165 74V77H164V72ZM171 71V72H170ZM192 71H194L195 72V74L192 72ZM220 71V72H219ZM253 71H254V73H253ZM261 71V72H260ZM32 72V71H31ZM39 71H37V73H38ZM50 72V73H49ZM48 73H49V76L48 75H46L45 74V76L47 77H50V75H51V73L53 72V71H49ZM76 72V74H79V73H77ZM89 72V71H88ZM87 72V73H88ZM140 72H142V74L143 73H145V75H141V73ZM153 72V73H152ZM160 72H162L163 74H161ZM176 72V71H175ZM252 72V73H251ZM260 72V73H259ZM86 73V72H85ZM87 73L86 74H84L83 76H88V78H90V76L89 75H87ZM90 73V72H89ZM88 73V74H89ZM115 73V74H114ZM125 73H126V75H125ZM137 73H135V75L137 74ZM147 73V74H146ZM149 73V74H148ZM154 73H155V75H154ZM156 73H158L159 74V76H160V78L161 77H164L166 80H168L169 79V83L168 84H172V87L171 86H165L164 87V85H165V83H167V82H165L164 83V85L162 84L163 82H161L162 80H160V78H159V76L156 74ZM192 73L194 74V75H192ZM203 73H205V72H203ZM68 74V73H67ZM75 74V75H76ZM91 74V73H90ZM95 74V73H94ZM96 74V75H97ZM100 74H101V76H100ZM107 74V75H106ZM110 74H112V75H110ZM115 76H114V75ZM151 74V75H150ZM180 74V75H179ZM206 74V73H205ZM211 74V73H210ZM240 74L242 75V78H243V76H244V78H245V80L246 81H244V78L243 79H241V76H240ZM252 74H254V75H252ZM13 75V74H12ZM12 75H8L9 76V79H10V77L12 76ZM22 75V76H21ZM82 75V74H81ZM96 75H93L92 74V77L93 76H96ZM109 75V76H108ZM147 75V76H146ZM154 75V76H153ZM163 75V76H162ZM167 75V76H166ZM171 75H173V76H171ZM176 75V76H175ZM182 75V76H181ZM198 75H200L199 77H198ZM202 75H204V74H202ZM231 75V76H230ZM248 75V76H247ZM78 76V75H77ZM80 76V75H79ZM82 76V77H83ZM102 76H103V78H102ZM105 76V77H104ZM149 76H150V78H149ZM168 76H170V78H171V80H172V78H173V80L172 81H170V78H168ZM178 76V77H177ZM180 76V77H179ZM208 76H210V75H208ZM208 76H205V78L207 79L208 78ZM219 76H222L223 78H224V80H222L221 78L222 77H219ZM246 76V77H245ZM251 76H252V78H251ZM67 77V76H66ZM65 77V78H66ZM91 77V80L90 79H88L89 81H90V86L88 87V85H87V89L88 88H93V86H96V85H92L91 83H93L94 82V79ZM107 77V78H106ZM111 77H112V79L114 80L113 82H112V79H111ZM121 79V81H119V79ZM134 77H136L137 78V80L136 79H134ZM157 77V78H156ZM177 79H176V78ZM197 77H198V79H197ZM248 77H249V79H248ZM256 77V78H255ZM95 78H98L97 76L95 77ZM99 78H98V81H99ZM118 80H117V79ZM145 78H147V79H145ZM150 80H149V79ZM155 78V79H154ZM186 78V77H185ZM192 78L194 79V80H192ZM201 78H203V77H201ZM200 78V79H201ZM204 78V80L206 81V79ZM215 78H214V80H215ZM251 78V79H250ZM257 78H259V79H261V81L259 80V79H257ZM72 80H73V78H71ZM71 79H69V80H71ZM84 79V78H83ZM86 79V78H85ZM84 79V80H85ZM107 79H109V80H107ZM151 79L153 80V82L151 81ZM161 79H163V78H161ZM174 79H176V80H174ZM227 79V78H226ZM254 79V80H253ZM257 79V80H256ZM3 80V79H2ZM1 80V81H2ZM13 79L11 78V81H12ZM81 80V79H80ZM88 80L86 81L87 83H88ZM133 80V81H132ZM145 80V81H144ZM157 80V81H156ZM158 80H160L159 82H158ZM213 80V81H214ZM228 80H226V82H228V84H229V81ZM233 80H235V81H233ZM243 80V81H242ZM263 80V81H262ZM10 81V82H11ZM14 81V80H13ZM55 81V80H54ZM76 80H74L73 82H75ZM83 81V80H82ZM82 81H80V82H82ZM107 81V82H106ZM109 81H111V82H109ZM118 81V82H117ZM136 81H138L139 82V84L136 82ZM163 81H164V79H163ZM174 81H175V83H174ZM178 81V82H177ZM209 81V80H208ZM213 81L211 82L212 84H213ZM242 81V82H241ZM251 81L252 82H254V83H251ZM257 81V82H256ZM7 82H8V80H7ZM7 82H6V84H7ZM66 82H69V81H67L66 80ZM72 82V81H71ZM70 82V84H69V86L72 84ZM96 82H97V79H96ZM152 82V83H151ZM156 82V83H155ZM170 82H173V83H170ZM189 82V81H188ZM187 82V83H188ZM191 82H189L188 84H191ZM199 82H200V80L198 81V83H197V81H195L194 83H192L193 85H191V87L192 88H195V87H193V86H196V89H198V92L200 91V92H205L204 90H201L202 88H200V87H202V85L204 86L205 84L204 83H206V82H204L203 83V81H202V83H200V87L198 86V84H199ZM246 83V85L245 84H242V83ZM4 83V82H3ZM9 83V82H8ZM12 83V84H13ZM99 83H100V81H99ZM105 83H103V85H105ZM119 83V84H120ZM124 83V82H123ZM137 83V84H136ZM145 83V84H144ZM149 83H151L150 85H149ZM197 83V84H196ZM215 84L217 83V81L216 82H214ZM234 83V84H233ZM248 83V84H247ZM74 84V83H73ZM82 84H84V87L86 88V86H85V83H82ZM100 84H102V83H100ZM136 84V85H135ZM158 85V87H157V85ZM181 84V85H182ZM187 84V86H189ZM202 84V85H201ZM208 84H210V83H208ZM225 84H227V83H224V85ZM263 84V86L261 87V85ZM1 85H2V83H1ZM107 85H105V87L107 86ZM111 85V84H110ZM115 85V83L113 84V86ZM123 85V84H122ZM133 85H135V88H134V86ZM153 85H155V86H153ZM175 85H177V86H175ZM220 85V84H219ZM218 85V86H219ZM222 85V84H221ZM220 85V86H221ZM230 85V84H229ZM235 86V93H234V86ZM244 85L246 86V88L248 87L249 89H251V91H249L250 93L248 94V97L246 98L245 96H244V94L242 95V90H245L246 88H244ZM251 87V85H252V87L250 88L249 86ZM253 85H255V87L253 86ZM260 85V86H259ZM4 86V85H3ZM3 86H1V87H3ZM9 86H11V85H9ZM8 86V87H9ZM14 86V85H13ZM73 86V85H72ZM97 86H101V85H97ZM113 86H111V88L113 87ZM121 86V85H120ZM119 86V87H120ZM150 86V87H149ZM152 86V87H151ZM174 86V87H173ZM183 86V85H182ZM209 86V85H208ZM208 86H206L205 85V87L203 88V89H205L206 87H208ZM211 86V85H210ZM215 87L217 86V84L216 85H214ZM218 86H217V88H218ZM225 86H227V85H225ZM257 86V87H256ZM73 87H75V86H73ZM73 87H69V88H73ZM82 88H83V85L81 86ZM102 88L104 87V86H101ZM117 87H118V85H117ZM116 87V85L114 86V88H117ZM123 87L122 88H120V89H123ZM142 87V88H141ZM161 87H162V89H161ZM168 87V88H167ZM169 87L170 88H173V89H169ZM190 87V86H189ZM189 87H187L186 89H188L189 90ZM198 87V88H197ZM212 87H213V85H212ZM214 87V89L216 90V92H218L217 90L219 89V91H220V89L222 88V87H224V86H222L221 88H215ZM11 88V87H10ZM13 88H15V87H13ZM76 88V87H75ZM96 88V87H95ZM97 88H100V87H97ZM107 88V87H106ZM109 88V87H108ZM138 88V90H140ZM225 88V87H224ZM259 88V89H258ZM185 89V88H184ZM191 89V88H190ZM200 89V90H199ZM208 89V88H207ZM210 89H212L211 87H210ZM210 89L208 90V92L210 91ZM213 89V90H214ZM226 89V88H225ZM227 89H228V87H227ZM255 89H256V91H255ZM258 89V90H257ZM173 90V91H174ZM224 90V89H223ZM247 90V89H246ZM245 90V91H246ZM166 91V90H165ZM194 91H195V89H194ZM207 91V90H206ZM212 91V90H211ZM210 91V92H211ZM233 91V92H232ZM248 91V90H247ZM263 91V92H262ZM182 92H183V89H182ZM185 92V91H184ZM189 92H191V91H189ZM221 92H223L222 91V89H221ZM225 92V91H224ZM227 92V91H226ZM225 92V93H226ZM244 92V91H243ZM228 93V92H227ZM231 93V94H230ZM245 93V92H244ZM248 93V92H247ZM253 93V92H252ZM257 93H254V97H252V95L250 96V97H252L253 98V102H256V103H254V107H259V109H260V107L262 106L260 103V105L258 104V102H261L260 100H262L263 99V97H262V99H261V95H260V97H258L257 98V96H259ZM241 94V95H240ZM255 94H257V95H255ZM235 95V96H236ZM245 95H246V93H245ZM241 96V97H240ZM246 98H244V97ZM255 96H256V98H255ZM227 95H226V100H227ZM234 97V96H233ZM252 98H250V100H248V101H251V99ZM260 98V100L258 101L257 99H259ZM229 99V98H228ZM225 100V102H227ZM232 101V99L230 98L229 100H228V102L229 101ZM234 101H237V100H234ZM232 102V103H235V102ZM252 101H251V103H252ZM264 100H262V102H263ZM236 104V103H235ZM234 104V105H235ZM245 104L243 103V105L245 106ZM253 104V103H252ZM257 104H258V106H257ZM262 104H264V102L262 103ZM233 105V104H232ZM242 105V104H241ZM240 105V106H241ZM239 106V105H238ZM247 106H250V105H247ZM252 106V105H251ZM253 107V106H252ZM251 107V108H252ZM253 107V108H254ZM264 107V106H263ZM263 107H262V109H263ZM248 108V107H247ZM250 108V107H249ZM249 108H248V110H249ZM250 108V109H251ZM252 108V109H253ZM252 109L250 110V111H252ZM253 110H255V109H253Z\"/></svg>", "mask_w": 264, "mask_h": 264}, {"label": "crops", "instance_id": "obj_3", "mask_svg": "<svg viewBox=\"0 0 264 264\" xmlns=\"http://www.w3.org/2000/svg\"><path fill=\"white\" fill-rule=\"evenodd\" d=\"M4 0H0V9L2 8V9H12V10H22V11H24V10H26V9H35V10H40V9H51V7L52 8H54V7H58L60 4V0H49L50 2H46L47 0H43V1H41V0H35V1H32V0H29L30 2H28L27 0H17V2L18 1H20V2H18V3H21V5L20 4H16L17 2H15L16 0H12V2H13V4H12V2L11 1H9L8 0V2H6V0L3 2ZM39 1V2H38ZM205 1V2H204ZM213 3H212V2ZM230 0H220V2H218V0H210V3H212V4H210L209 3V1L208 0H196V2H197V6L199 5V9L202 11L203 10V12H219V11H221V10H223V11H231V10H235V8H233L232 6L233 5H230L229 2ZM3 2V3H2ZM6 2V3H5ZM11 2V4H9ZM42 2L43 3H45V4H42ZM52 2V3H51ZM170 2H171V4H173V5H175V6H180L181 4H185V0H170ZM8 3V4H7ZM27 3H29V4H27ZM33 3V4H32ZM48 3V4H47ZM51 4V5H50ZM87 3H85L84 2V0H80V5H82V6H85ZM7 5V6H6ZM14 5V6H13ZM30 5H32V6H30ZM215 7H214V6ZM228 7V9H227V7ZM228 5H230V7L228 6ZM18 6L20 7V8H18ZM25 7V9H24V7ZM202 6V7H201ZM8 7V8H7ZM16 7V8H15ZM40 7V8H39ZM50 7V8H49ZM217 7V8H216ZM225 7V8H224ZM23 8V9H22ZM230 8V9H229ZM204 9H206L205 11H204ZM208 10V11H207ZM215 10V11H214Z\"/></svg>", "mask_w": 264, "mask_h": 264}, {"label": "built area", "instance_id": "obj_4", "mask_svg": "<svg viewBox=\"0 0 264 264\" xmlns=\"http://www.w3.org/2000/svg\"><path fill=\"white\" fill-rule=\"evenodd\" d=\"M261 0H247L246 9L251 12L257 11L261 7Z\"/></svg>", "mask_w": 264, "mask_h": 264}]
</instances>
